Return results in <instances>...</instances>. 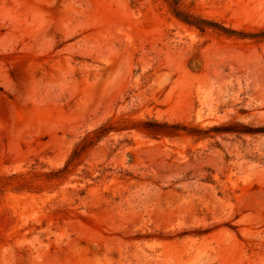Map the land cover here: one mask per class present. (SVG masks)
Instances as JSON below:
<instances>
[{
  "label": "rangeland",
  "instance_id": "374dc122",
  "mask_svg": "<svg viewBox=\"0 0 264 264\" xmlns=\"http://www.w3.org/2000/svg\"><path fill=\"white\" fill-rule=\"evenodd\" d=\"M0 264H264V0H0Z\"/></svg>",
  "mask_w": 264,
  "mask_h": 264
},
{
  "label": "trees",
  "instance_id": "16d2710c",
  "mask_svg": "<svg viewBox=\"0 0 264 264\" xmlns=\"http://www.w3.org/2000/svg\"><path fill=\"white\" fill-rule=\"evenodd\" d=\"M183 21H185L189 25L196 26L199 29H204L208 27V25H210L208 24V22L204 20L193 21V20L184 19ZM147 124H149L150 126L148 128H145V131H147L152 135L167 133V130L176 129L178 127L176 125H169L167 123H147ZM113 130H116V128H114L110 122H106L100 125L99 127H97L96 129L88 132L79 141V143L76 144L64 167L53 172V175L55 177H60L61 175H63L67 171L68 166L73 162L74 159H76L80 155V153H82L84 150L94 145L102 137L106 136L110 131Z\"/></svg>",
  "mask_w": 264,
  "mask_h": 264
}]
</instances>
